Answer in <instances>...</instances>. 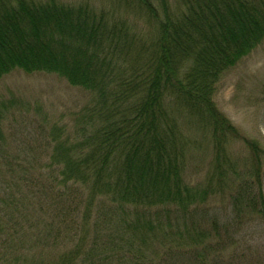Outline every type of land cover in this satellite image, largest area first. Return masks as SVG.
I'll return each mask as SVG.
<instances>
[{"label":"trees","instance_id":"1","mask_svg":"<svg viewBox=\"0 0 264 264\" xmlns=\"http://www.w3.org/2000/svg\"><path fill=\"white\" fill-rule=\"evenodd\" d=\"M144 2L158 21L151 59L134 67L128 79L112 49L118 33L115 27L108 30L104 14L58 0H0V78L15 69L55 73L94 90L98 98L96 116L90 117L97 127L89 140L57 138L45 167L37 159L8 158L0 120V254L8 252L16 264L32 252L33 235L38 241H74L76 248L67 245L56 264H106L117 239L124 247L132 236L149 241L176 231L184 247L180 260L171 249L156 263L139 245L119 264L127 259L129 264H214L204 240H197L201 234L209 238L202 212L210 192L184 180L177 121L164 100L169 94L201 114L215 139L238 134L214 94L223 73L264 39V0H182L178 13L169 0H160V17L151 0ZM46 167L47 176L41 173ZM259 175L253 182L257 190L246 181V192H252L246 206L252 210L258 203L264 208ZM106 198L109 204L94 215L96 202ZM91 236L92 246L101 241L102 250L95 256L96 249L86 248L89 255L83 257L79 244ZM186 237L194 246L192 257Z\"/></svg>","mask_w":264,"mask_h":264},{"label":"rangeland","instance_id":"2","mask_svg":"<svg viewBox=\"0 0 264 264\" xmlns=\"http://www.w3.org/2000/svg\"><path fill=\"white\" fill-rule=\"evenodd\" d=\"M58 1L66 5L86 4L97 14L105 15L108 30L110 26L115 27L118 33L117 36L112 35L115 42L112 49L119 56L121 71L128 79L134 67H144L150 61L158 21L144 0ZM151 1L159 17L162 16L160 0ZM169 5L175 13L184 8L182 0H169ZM107 36L110 38L109 32ZM97 101L94 90L73 85L59 74L44 71L28 73L21 69L11 71L0 78L3 151L12 160L37 159L42 167L47 166L57 138H69L73 143L82 142L83 138L89 140L92 129L97 127L96 121V124L90 122L91 115L96 116ZM164 101L177 121L184 180L210 192L202 212L203 227L210 231L207 233L209 238L203 234L197 238L204 240L210 262L264 264V208L259 203L255 210L246 206V199L252 193L249 189L246 192V181L252 184L251 190H257L253 182L258 171L264 193V39L227 69L217 83L214 101L238 134L230 132L215 139L211 123L201 114L190 112L181 100L169 94ZM246 138L257 149L251 147ZM41 173L47 176L49 167ZM35 175L40 176L39 170ZM87 200L86 191L82 200L84 205ZM106 203L109 204L107 198L97 201L93 214L104 210ZM39 206H34L37 214ZM31 237L32 252L26 256L24 263L17 264H56L63 255L66 256L67 245L76 248L72 246L74 241H69L71 238L54 242L52 239L38 241L34 235ZM130 238H133L131 243H123L124 247L119 244L121 240L114 241L110 246L113 257L106 264H119L124 257H131L129 251L136 253L139 245L144 246L143 253L156 259V263H160L161 253L171 249L178 260L180 251L184 252L178 231L149 241L141 236ZM92 241L93 236L79 244L85 251L83 257L89 255L90 249H96L95 256L100 254L102 242L92 246ZM189 241L188 237L183 240L186 244ZM189 249L187 256L192 257L193 253H189L194 249L191 241ZM7 254H0V264L15 263V257ZM125 264H129L128 259Z\"/></svg>","mask_w":264,"mask_h":264}]
</instances>
